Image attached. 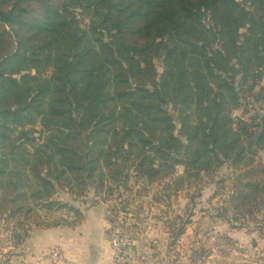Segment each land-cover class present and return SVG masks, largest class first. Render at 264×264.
<instances>
[{
  "label": "trees",
  "instance_id": "trees-1",
  "mask_svg": "<svg viewBox=\"0 0 264 264\" xmlns=\"http://www.w3.org/2000/svg\"><path fill=\"white\" fill-rule=\"evenodd\" d=\"M263 69L264 0H0L3 245L76 227L85 215L72 202L90 190L124 197L131 179L158 185L157 200L207 179L218 195L228 181L214 216L255 219ZM244 94L254 111L233 118ZM223 166L231 173L215 178Z\"/></svg>",
  "mask_w": 264,
  "mask_h": 264
},
{
  "label": "rangeland",
  "instance_id": "rangeland-1",
  "mask_svg": "<svg viewBox=\"0 0 264 264\" xmlns=\"http://www.w3.org/2000/svg\"><path fill=\"white\" fill-rule=\"evenodd\" d=\"M147 45L151 48L152 43ZM257 89L254 92L257 93ZM243 104L244 107L232 112L233 118L245 119L252 114L254 105L245 94ZM256 105L262 108L259 103ZM30 130L33 137L39 136L40 127H31ZM176 170L180 175L182 167L177 166ZM230 173V169L223 166L215 178H227ZM129 185L130 192H123L124 197L121 198L117 192L102 191L96 194L90 190L86 197L76 202H72L63 193L59 200L72 202L83 211L92 207L102 210L106 218L105 233L108 241L112 234L129 238L133 243L135 264H264V211L255 219H237V222L231 223L235 225L233 228L223 221L229 225V230L238 234L240 238L237 240L226 236L223 227L211 229V222H219L214 218L217 208L226 204L225 201L231 195V184L228 181L224 189L218 190V195H214L216 186L207 179L200 192L195 184L190 190L175 192L168 199L163 197L160 200H157V191L160 189L158 185L146 191L136 185L133 179ZM167 221L172 226L169 231ZM181 228V235L175 236L174 231ZM4 240L5 234L0 228V264H5L9 255L17 249L3 245Z\"/></svg>",
  "mask_w": 264,
  "mask_h": 264
},
{
  "label": "crops",
  "instance_id": "crops-1",
  "mask_svg": "<svg viewBox=\"0 0 264 264\" xmlns=\"http://www.w3.org/2000/svg\"><path fill=\"white\" fill-rule=\"evenodd\" d=\"M84 215L83 221L76 227L33 230L27 242L14 250L5 264H114L105 233L106 218L103 211L92 207L86 209ZM218 220L219 224L211 222V229L223 227L226 236L235 240L240 238L228 229L227 223ZM54 252L58 254L57 259L53 257Z\"/></svg>",
  "mask_w": 264,
  "mask_h": 264
},
{
  "label": "built area",
  "instance_id": "built-area-1",
  "mask_svg": "<svg viewBox=\"0 0 264 264\" xmlns=\"http://www.w3.org/2000/svg\"><path fill=\"white\" fill-rule=\"evenodd\" d=\"M114 264H135L132 248L133 243L126 236L121 237L118 234L109 236ZM54 259L58 258L57 252L53 254Z\"/></svg>",
  "mask_w": 264,
  "mask_h": 264
}]
</instances>
